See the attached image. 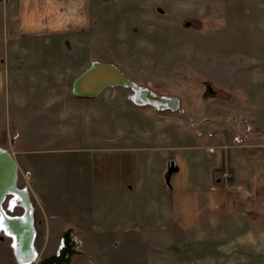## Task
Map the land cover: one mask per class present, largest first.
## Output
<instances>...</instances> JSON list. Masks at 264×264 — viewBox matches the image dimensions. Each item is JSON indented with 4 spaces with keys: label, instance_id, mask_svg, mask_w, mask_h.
Wrapping results in <instances>:
<instances>
[{
    "label": "rangeland",
    "instance_id": "obj_1",
    "mask_svg": "<svg viewBox=\"0 0 264 264\" xmlns=\"http://www.w3.org/2000/svg\"><path fill=\"white\" fill-rule=\"evenodd\" d=\"M35 1L0 0V147L34 207L33 264L57 254L68 231L78 251L71 264H264L263 213L246 227L248 211L230 210L187 238L177 228L172 243L163 242L173 239L168 228L154 227L179 182L207 185L212 168L199 147L217 140L209 133L231 126L228 136L246 133V144L264 126V0H89L90 27L75 36L43 25ZM95 63L114 64L168 107L139 104L125 85L73 102ZM170 139L198 147L171 153L174 177L149 164L153 152L131 148ZM11 200L4 209L23 215ZM193 200L185 210L198 224ZM132 222L139 227L126 228ZM13 242L0 234V264H19Z\"/></svg>",
    "mask_w": 264,
    "mask_h": 264
},
{
    "label": "crops",
    "instance_id": "obj_2",
    "mask_svg": "<svg viewBox=\"0 0 264 264\" xmlns=\"http://www.w3.org/2000/svg\"><path fill=\"white\" fill-rule=\"evenodd\" d=\"M22 1L33 3L35 0ZM80 1L88 4L86 13L79 12L77 3H80ZM35 3L38 5L36 9L40 10H37V12L33 10V13H41L42 24L52 27L50 30L53 29L52 32L54 33H59L60 30L57 29H67L72 36H75L90 27L89 0H37ZM81 21H83V24ZM139 87L142 86L139 85ZM226 128L228 129H225V131L224 129L216 130L222 134L221 137L217 138V142L211 140L212 144L199 147L205 150L202 156L212 168V175L209 177L207 185L203 186L194 183L189 189H185L179 182L178 190L172 194V205L165 206L167 210L160 214L161 216L158 218L159 222L154 224L155 228H168L170 234H173L169 235L173 239H166L167 236H164L163 242L166 243L171 240L172 243L176 241L177 228L183 232V236L181 237L187 238L188 234H190V228L204 226L203 222H212L213 219L211 218L219 216L224 217L227 212H234V209H238L239 213L244 209L248 211L247 223L244 224L246 227L250 225H254L255 227L262 217L261 213L264 215V126L260 123L256 124L255 132L252 138L248 140V143L238 146H233V138L228 136V133L230 134V132L236 129H233L231 126ZM215 142L217 143L216 145H214ZM194 147L198 148L190 146V144H176L173 143V139H170V141H165L163 144L140 145L131 148L138 149L141 152H153L151 154H154L153 157L148 158L149 164L153 165L157 173H166L168 168L169 171L170 169H175L171 174L174 177L178 176L181 168L177 160L173 161L174 158L171 157V153L183 152L181 154H184V152ZM222 169L231 170L233 178L230 181L231 184H228L231 186L216 180L217 172ZM198 171L194 167L193 177L197 176ZM157 178L160 180L159 183L163 192L161 195H166V191L162 187L164 178L161 175H157ZM177 181H180L179 178ZM193 199L199 203L198 206L200 207L198 212H201V215L199 214L198 218L201 221L198 224L191 223V218L195 215L189 214V212H192L191 210H185L186 205H190L189 207H191L193 204L195 206ZM200 203L204 204L201 205ZM233 217H235L234 214ZM78 218L85 217L79 216ZM88 220L91 219L88 218ZM208 226H214V224H208ZM91 227V224H89V231H91ZM138 227L139 225L133 224V222L126 226V228L131 229Z\"/></svg>",
    "mask_w": 264,
    "mask_h": 264
},
{
    "label": "water",
    "instance_id": "obj_3",
    "mask_svg": "<svg viewBox=\"0 0 264 264\" xmlns=\"http://www.w3.org/2000/svg\"><path fill=\"white\" fill-rule=\"evenodd\" d=\"M132 86L137 88L133 82H131L126 75L114 64L109 63H95L90 69H88L75 83V92L81 95L86 96H97L103 92L108 87L115 86ZM160 98L165 99L166 96H160ZM175 101V100H174ZM161 107V106H159ZM175 171V169H170V175ZM18 175H19V166L12 155V153L0 147V213L4 216L6 215V210L3 209V203L6 198L12 195L11 205L13 203L14 195H19L24 200L23 207H26L25 212L21 216L16 217H5L9 222L18 223L19 226L26 229L28 236L27 240V255L22 259L23 264H32L38 259V253L36 251L34 241L36 238V229L34 227V207L29 198L28 189H20L18 187ZM169 181V179H168ZM19 203H22L19 199L14 207L18 206ZM21 217L23 219H21ZM23 224V225H22ZM72 232L68 231L65 233V246L57 253L54 254L38 264H71L72 258L74 255L78 254L76 251V240L72 237ZM22 242H18L20 244ZM14 244V242H13ZM17 251L15 255L17 261ZM21 264V263H19Z\"/></svg>",
    "mask_w": 264,
    "mask_h": 264
},
{
    "label": "bare ground",
    "instance_id": "obj_4",
    "mask_svg": "<svg viewBox=\"0 0 264 264\" xmlns=\"http://www.w3.org/2000/svg\"><path fill=\"white\" fill-rule=\"evenodd\" d=\"M135 85H137V84H135ZM136 91L138 94L136 93L137 97H135L136 98L135 100L137 102H139V104L140 103L141 104L148 103V104H154V105L162 106V107H166V106L168 107V105H169L168 104L169 102L166 103L169 100L168 98L162 99V98H160L159 95L152 92L150 89H147L144 87H139V85H137ZM14 197L15 198H13L12 208H14L13 205H15L17 202H19V199L21 200L22 204L23 203L25 204L24 200L19 195L16 194V195H14ZM3 209H4V207H3ZM25 209H26V207H25ZM5 212H6L7 216L3 215V217H4V229H7V231L0 229V234L6 233L8 236L11 237V239L14 241V244L16 245L15 250L17 251L16 254H17V257L19 259V263L23 264L22 259L26 257L27 251H28V248L26 246V244H27L26 236H28V234L26 232V229H24L23 227L27 226V225L22 224L23 227L21 228L18 223L9 222L7 219H5V217H8V216L9 217H16V216H10L7 211H5ZM18 242H22V243L18 244Z\"/></svg>",
    "mask_w": 264,
    "mask_h": 264
},
{
    "label": "built area",
    "instance_id": "obj_5",
    "mask_svg": "<svg viewBox=\"0 0 264 264\" xmlns=\"http://www.w3.org/2000/svg\"><path fill=\"white\" fill-rule=\"evenodd\" d=\"M245 134H246V133H244V137H245V138H244L242 135H235V136L233 137V140H234V142H236V145H237V142H238L239 145L244 144V141H245V139L247 138ZM209 136H210L211 138L216 139V138H218V137L220 136V134H219V132H216V131H215V132H211V133H209ZM232 178H233V174H232V172L230 171V169H223L222 171H219V172L216 174V179H217L218 181L222 182V183H226V184H228V183L232 180Z\"/></svg>",
    "mask_w": 264,
    "mask_h": 264
},
{
    "label": "flooded vegetation",
    "instance_id": "obj_6",
    "mask_svg": "<svg viewBox=\"0 0 264 264\" xmlns=\"http://www.w3.org/2000/svg\"><path fill=\"white\" fill-rule=\"evenodd\" d=\"M110 88V87H108ZM107 89V88H106ZM105 91V90H104ZM103 91V92H104ZM103 92H101L100 94H98L97 96H86V95H81L78 94L76 92H73L72 95L74 96L72 98V100H74L73 102H79V101H85V100H89V101H93L95 100L96 97H98L99 95H101ZM16 251V250H15Z\"/></svg>",
    "mask_w": 264,
    "mask_h": 264
},
{
    "label": "snow or ice",
    "instance_id": "obj_7",
    "mask_svg": "<svg viewBox=\"0 0 264 264\" xmlns=\"http://www.w3.org/2000/svg\"><path fill=\"white\" fill-rule=\"evenodd\" d=\"M9 207H12V205H9ZM21 219H23V218L21 217ZM0 229L7 231V229H4V217H3V215H0ZM13 248L14 249L16 248L15 244H13Z\"/></svg>",
    "mask_w": 264,
    "mask_h": 264
}]
</instances>
